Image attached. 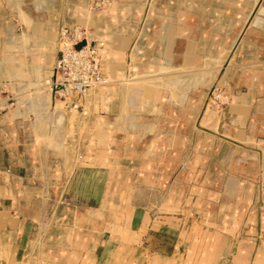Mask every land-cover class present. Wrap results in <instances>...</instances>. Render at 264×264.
Instances as JSON below:
<instances>
[{
	"label": "crops",
	"instance_id": "obj_1",
	"mask_svg": "<svg viewBox=\"0 0 264 264\" xmlns=\"http://www.w3.org/2000/svg\"><path fill=\"white\" fill-rule=\"evenodd\" d=\"M6 1L18 15L19 7L25 9L36 1L44 3L45 9L37 10L36 15L50 19L51 25L38 31L28 26L21 33L30 36L38 53L30 57L29 69L41 68L43 77L48 76L49 66L43 65L41 58L55 53L49 43L51 45L53 35L56 38V30L61 25L70 29L78 25L91 26L93 40L104 46L102 63L109 77L117 80L147 71L159 76V69L165 67L170 71H183L177 78L185 81L187 71L200 74L203 64L215 65L225 51L232 50L234 54L227 71L232 83V103L225 113L218 114L212 103L205 106L208 94L202 96L200 87L187 91L185 83L174 91L161 89L165 96L156 104L149 101L146 107H131L130 113L140 125L130 131V141L135 144L151 139L157 141L159 136L163 142H170V136H165L164 132L170 128L179 134L173 136L172 141L182 143L180 133L185 125L199 128L201 134L196 136L195 150L208 152L202 153L204 156L194 152V174L210 177L203 189L210 199L194 198L186 215L175 212L156 217L148 213L143 217L138 210H131V233L160 235L161 242L154 243L150 250L149 244L146 247L147 255L159 258L167 254L160 247V243H165L164 235H183V227L176 229L170 226L171 221L197 227V235H261L264 238V23L258 16L253 20L258 12H264L261 4L251 15L250 9L237 8L239 12L233 13L231 0H153L152 3L149 0H112L110 13L100 14L88 11L85 0ZM192 1L199 4L193 11L187 9ZM188 15L195 17L193 27L187 25L185 17ZM239 21L244 24L234 29ZM234 31L238 32L235 39ZM9 32L20 36L15 29ZM128 54L132 73L122 64ZM1 56L0 81L7 82L4 85L9 92L7 99L12 96L16 84L27 91L30 83L39 82L31 74L21 78H14L10 73L3 75L6 65ZM118 88L109 94L105 92L102 97L88 95L87 115L70 114H78L80 122L88 124L86 128L106 123L108 117L100 115L102 111L112 115L122 111V91L119 93ZM110 94L114 97L109 98ZM105 100L110 102L109 109L104 108ZM16 105L12 104L11 108ZM11 110L0 115V264H121L122 260H114L113 254L122 230L116 220L105 216L107 201L94 206L88 197L74 193L75 176L89 175V166L120 168L119 164L105 160L120 158V153L106 152V155L101 151L97 157H84L82 169H69L61 163L66 160L59 157L62 154L48 150L40 155L37 137L44 120L40 117L36 120L33 112L38 116L51 114L53 108L42 113L31 106ZM141 113H145V118L139 120ZM110 125L118 126L115 118ZM136 156L133 153L130 158ZM177 158L181 159L179 155ZM198 164L202 166L199 170ZM186 169L183 163L170 172L169 165L161 168V173L146 171V175H162V179L171 175L167 191H180V183L175 184ZM85 184L88 186L89 182L86 180ZM194 189L197 191L198 185ZM199 189L202 191L201 186ZM214 196L216 200L211 199ZM242 251L237 263L248 264L253 260V246ZM255 261L264 263V244L259 247Z\"/></svg>",
	"mask_w": 264,
	"mask_h": 264
},
{
	"label": "rangeland",
	"instance_id": "obj_2",
	"mask_svg": "<svg viewBox=\"0 0 264 264\" xmlns=\"http://www.w3.org/2000/svg\"><path fill=\"white\" fill-rule=\"evenodd\" d=\"M85 1L92 13L109 14L112 10V0ZM231 1L233 2L234 0ZM261 6L264 7V0L262 1ZM233 7L234 9H231L233 13L239 12L237 9L239 6H237V4L235 5L234 2ZM257 16L262 18V23H264V12H258L253 20ZM0 21V27L3 29L0 31L1 56L3 50L2 43L5 41L9 29H15L18 34H21L26 28L28 29V23L25 22L23 16L20 15V11L18 15L16 9L10 7L6 0H0ZM246 21L247 20H245V22ZM241 24H244V22L238 23L234 29H239ZM61 27L66 26L61 25ZM77 27L85 29L88 33L92 34L93 39V30L91 26L78 25L73 28ZM237 33V31H234V39ZM235 43H237V41H235ZM102 49H104V46ZM226 52L227 51H225L220 58H225ZM103 55H101V66L103 65V72L105 76H107L105 82L110 81L112 84L109 86H113L112 89L116 86L117 88L122 87L121 95L123 99L125 94L124 88L133 84L136 77L135 75L130 76L129 74L120 80L111 76L109 77L110 73L108 72V69L105 68L104 63H102ZM129 55L130 54L125 58V62L122 61V64L124 63L127 71L129 70L132 73L131 67H129L130 63L128 64ZM222 59H219L218 62L221 61L219 65L210 64L208 67L207 65H203L200 74L195 75L191 71H188L189 73H184L185 81L182 82V85L185 83L187 91L200 87L199 93H201L202 96L204 95V97H206L208 94V97L206 98H209L208 102L212 103V108L218 114L225 113L232 103V83L227 75L230 64H226ZM222 64L224 65L222 66ZM208 68H217L218 72L216 71L214 74H210ZM163 72L160 71L161 74L158 76L160 77L158 81L162 83V86H164V82L166 83L168 80H172L173 78V80H176L178 74L182 73L181 75H183V71L165 70ZM203 76L206 78L199 80V78H202ZM193 77L198 79H194ZM6 84V81H0V115L13 111L11 109L30 106L25 102L28 90L23 91L21 87L16 84L14 90H12V96L10 95L7 99L9 92L7 90L8 88L4 86ZM29 88L32 89L33 87L28 86V89ZM96 88L93 90L91 89L88 92V95L90 96L93 93H97L99 89ZM167 89L172 90L171 88ZM20 91L22 92V95L20 94ZM121 91H119V93ZM163 92L165 93V91ZM88 95L85 103V111L87 114L90 102L88 100ZM112 97L113 94H110L109 98ZM117 97L119 98V96ZM12 104L17 105L16 107L11 108ZM52 108L54 111L51 113L53 115L52 122L50 123L48 121V123L47 121H43V128L40 130L37 137L39 138L38 145L41 147L40 155H45L49 151L52 153L58 152L57 154H62L59 157L66 158V160H62L61 163L68 165L69 169L73 167L82 169V166H84L82 165V159L84 157H97V153L101 151L111 153L117 151L120 153V158H105L107 161L119 164L121 166L120 168L113 170L111 169L112 167L109 166H89V175H87L88 173H85L86 176L77 175L74 179L75 195L77 193V195L88 197L90 203L94 206H97V204L103 200L107 201L108 206L105 208V216L109 217V219L116 220L121 226L122 235L119 236L120 240L116 243L117 248L115 249V252L113 250L114 260H122L121 264H241L242 262L237 263V259L242 258V250L248 251L253 246V260H250L248 264H264L255 261L259 247L264 244V238H261V235H197V232L199 231L197 227H190L186 223L183 225L182 223L176 224V221H171L169 222L170 226L176 229L183 227V235H164V237H166L164 241L165 243H160V247L163 251H166L167 254L159 258L155 255H147L146 251L148 250L146 247L149 244L150 250L154 243L156 244L158 241L161 242L160 235L131 233L130 220L133 215V213L131 214V210H138V213L143 217L148 215V213H151L156 217L175 214V212L186 215L189 209L193 206L194 198L206 201L210 199L208 196L209 193L203 191V189H205V184L209 182L210 177L207 175H195L193 169L194 161L192 158L194 157V152L197 151L196 153L201 156H204L206 151L208 152V150L205 151L203 149L195 150L196 136L201 134L199 128L197 129L193 124L185 125V127L182 128L183 133H180L182 134L180 138L184 140L182 143L172 141L174 139L172 137H177L179 134L177 130L175 131V129H173L172 131L170 128L164 131L166 132L165 136H170V142H163L162 138L159 136L157 141L152 142L153 139H151L144 143L135 144L130 141V131L138 129V126L140 125L136 122L135 115L130 113V108H126V110L122 109L117 115H112L111 113L108 114L102 111L100 115L104 116L105 119L108 117L106 123L101 122L99 125L96 124L97 126L90 128H86L88 124L84 125V122H80L81 118L78 114H70L64 106L55 108L53 104L48 109ZM33 115L36 120H39V116L36 112H33ZM131 116L135 119L133 120ZM144 116L145 113H141L138 119L145 118ZM34 117L31 118L34 119ZM114 118L118 123V126L110 125V121H113ZM56 122H58L60 129L55 127L57 125L53 124H56ZM82 126L84 127L82 128ZM54 128H57L58 131H60L62 138H59L58 131H56V134L54 133ZM155 138L156 137H154V139ZM115 141L117 142L115 143ZM59 145L60 148H58ZM133 153H136L137 156L130 158ZM178 155L181 157L180 160L177 158ZM154 157L158 158L153 160ZM183 163L187 165V169L183 175L179 176L180 178L175 184L177 185L180 183V191H167L171 175L164 177L165 179H162V175H155L153 177L146 175V171L161 173L159 172L161 168L169 165L170 172H172L174 168L176 169L179 164L181 165ZM201 167L200 164L197 165L198 170ZM60 171L61 170H59L58 175L59 182L61 181ZM86 180L89 182L88 186L85 184ZM195 185H198L197 191L194 189ZM199 185L201 186L202 191H200ZM211 199L216 200L215 196L211 197Z\"/></svg>",
	"mask_w": 264,
	"mask_h": 264
},
{
	"label": "bare ground",
	"instance_id": "obj_3",
	"mask_svg": "<svg viewBox=\"0 0 264 264\" xmlns=\"http://www.w3.org/2000/svg\"><path fill=\"white\" fill-rule=\"evenodd\" d=\"M152 1L153 0H149V3L150 2L152 3ZM262 1L263 0H234L233 2L235 3V5L237 4V6H239L238 9L241 11H243L245 9L246 10L250 9V13L252 15L254 13V11H256L258 5L262 3ZM230 4H233L232 1ZM86 6H87L88 11H91L89 9L87 3H86ZM196 7H199V4L194 3V1H192L191 4L187 5V9L191 10V11H193ZM202 7H203V5H201V8ZM22 8L19 7L18 11H20V15L23 16V19L25 20V22H27L28 26H30L29 28L38 31L39 29L44 28L47 25L48 26L51 25L52 22L50 19H45L44 16L38 17L36 15L37 10H44L45 9L43 1H36V2H33L31 5H28L25 9H22ZM112 8H113V5H112ZM147 15H150V12H148ZM185 18H186L187 25H189V26L193 27V25L196 23L195 17L188 15ZM181 19H183V18H181ZM144 20H143V22H145ZM234 21H238V20L235 19ZM61 28H63V27L60 26L58 31L56 30V38H55V35H53V37H51L52 38L51 39L52 40L51 45L49 43V46H51V48H53L55 53H58L57 49L59 51V48H60L59 36H60ZM88 36L92 39V36L90 33L88 34ZM139 36H140V32H139L137 37L139 38ZM138 38L135 40V43L137 42ZM237 38H239V37H237ZM135 43H134V45H135ZM2 44H3V50H2V56L1 57H2V60L4 61V64L6 65L5 66L6 68L4 67L5 73H3V75L10 73V76L13 75L14 78H21V77H24L25 74H31L32 76H34L35 78H38V80H39V82H37V83H30L28 85V86L33 87V88L32 89L29 88L28 93H27L28 95L25 99V102L27 104H29L37 112H40V113H42L44 110H46L47 108H49L53 104H54L55 108L56 107H62L63 104H61L59 102H54V100L52 98L51 89L48 85V83L52 77V74H53V69H54L56 62H57V57H55V53L54 54L48 53V54L44 55V58H41V63L43 65L47 64L49 66V73L47 74L48 76L45 75L46 77H43V75L40 71L41 68L39 69V68H37V66H34V68L29 69L30 57L34 56L37 53V52H35V49L32 46V40H31L30 36H27L25 33H23L22 35L20 34V36L17 37L14 33L10 34V32H9V34H6V40ZM232 54H234V53H232V50H229L226 53V57L223 59L222 58H220V59H222V61H224L226 64H228L229 60L232 57ZM100 55H102L101 50H100ZM132 57H133V55H132ZM220 63H221V61L216 62V64H218V65ZM224 64H222V66ZM206 65L208 67V65H210V63H207ZM187 69H190V68H186L185 70H187ZM0 70H2L1 65H0ZM165 70H167L165 67L164 68L161 67L159 69V71H162V72ZM216 71H217V68H214V69L208 68V72L210 74L211 73L214 74V72H216ZM135 77L136 78L134 79L135 81L133 82V84H130L128 87L124 88L125 94H124V97L122 99V109L123 110H126V108L131 109V107H137V108L146 107L147 105H149V101L150 102L154 101L156 104V103L160 102L165 96V93L161 89L166 90L167 88H171L174 91L175 89H178L179 86L181 85V83L183 82L182 80H180L178 78H176V80H173L174 79L173 78L172 80H168L166 83L164 82V86H162L161 85L162 83L158 81V79H160V77H158L157 75H155L149 71H147L143 74L142 73L136 74ZM30 78H31V76H30ZM204 78H206V77L203 76L202 78H199V80H202ZM194 79H198V78H194ZM155 80H157V81H155ZM111 84L112 83H110V82H105V84L104 83L98 84L96 86L97 88L96 87H94V88L99 89V92L93 93V94H95V96L98 95V96L102 97L105 92L111 93V92L115 91L114 90L115 88L112 89L113 86H109ZM167 90H169V89H167ZM21 93L22 92L20 91V94ZM177 95H179V94L177 93ZM104 98H102L103 101H104ZM108 99L109 98H107V100ZM107 100H105V102H104V108L108 109V108H110L111 105H109L110 102H108ZM208 101H209V98L207 99V103L205 104V106L207 104L208 105L211 104V102H208ZM181 103H182V100H181ZM151 108H153V107H151ZM39 117L41 118V121H43V120L49 121L50 123L52 122V119H53L52 114H40ZM131 118L133 120L135 119V118H133V116H131ZM53 124L57 125L55 127L60 129V127L58 126L59 125L58 122H56V124L55 123H53ZM41 125H42V122H41ZM38 126H39V124H38ZM139 127L140 126H138V128ZM57 128H54L55 134H56V131H58ZM58 136H59V138H62V134L60 133V131H58ZM58 148H60V145L58 146ZM103 153L107 155L106 152H103Z\"/></svg>",
	"mask_w": 264,
	"mask_h": 264
},
{
	"label": "built area",
	"instance_id": "obj_4",
	"mask_svg": "<svg viewBox=\"0 0 264 264\" xmlns=\"http://www.w3.org/2000/svg\"><path fill=\"white\" fill-rule=\"evenodd\" d=\"M88 34L81 28H61L57 62L48 83L54 102L84 116L88 92L106 81L100 55L103 44Z\"/></svg>",
	"mask_w": 264,
	"mask_h": 264
}]
</instances>
